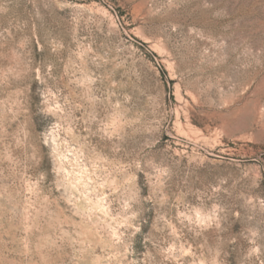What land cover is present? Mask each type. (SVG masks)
Instances as JSON below:
<instances>
[{"label": "rangeland", "instance_id": "obj_1", "mask_svg": "<svg viewBox=\"0 0 264 264\" xmlns=\"http://www.w3.org/2000/svg\"><path fill=\"white\" fill-rule=\"evenodd\" d=\"M0 264H264V0H0Z\"/></svg>", "mask_w": 264, "mask_h": 264}, {"label": "bare ground", "instance_id": "obj_2", "mask_svg": "<svg viewBox=\"0 0 264 264\" xmlns=\"http://www.w3.org/2000/svg\"><path fill=\"white\" fill-rule=\"evenodd\" d=\"M54 143V142H53ZM55 145H57V144H55ZM55 148H56V146H55ZM56 150H57V148H56Z\"/></svg>", "mask_w": 264, "mask_h": 264}]
</instances>
